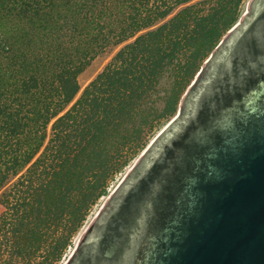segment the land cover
Segmentation results:
<instances>
[{
  "label": "trees",
  "instance_id": "trees-1",
  "mask_svg": "<svg viewBox=\"0 0 264 264\" xmlns=\"http://www.w3.org/2000/svg\"><path fill=\"white\" fill-rule=\"evenodd\" d=\"M241 4L0 0V264L62 261L155 123L176 115ZM120 46L81 91L92 60Z\"/></svg>",
  "mask_w": 264,
  "mask_h": 264
},
{
  "label": "water",
  "instance_id": "water-1",
  "mask_svg": "<svg viewBox=\"0 0 264 264\" xmlns=\"http://www.w3.org/2000/svg\"><path fill=\"white\" fill-rule=\"evenodd\" d=\"M65 264H264V0L247 3Z\"/></svg>",
  "mask_w": 264,
  "mask_h": 264
},
{
  "label": "rangeland",
  "instance_id": "rangeland-1",
  "mask_svg": "<svg viewBox=\"0 0 264 264\" xmlns=\"http://www.w3.org/2000/svg\"><path fill=\"white\" fill-rule=\"evenodd\" d=\"M249 1L250 0H242V4H241V7H240V10H241V18L244 15V13L246 12V5H247V3ZM178 11L179 10L175 11V13L172 16H174ZM241 18L239 19V21L241 20ZM239 21H238V23H239ZM223 38H222V40H223ZM120 48H122V46L117 47V48H114V49H111V50H106L105 52H103V53L99 54L98 56H96L94 60H92V62L90 63V65L85 69V71L78 78V82L80 84L81 91L105 68V66L112 60V58L118 52V50H120ZM211 54H210V56H211ZM208 58L206 59V61L208 60ZM203 64H202V66H203ZM202 66L200 67V70H201ZM200 70H199V72H200ZM197 74H196V76H197ZM196 76L190 82V85L193 83V81L195 80ZM174 77H175L174 73H169V74L165 75L161 79L160 84H159V86L157 88V92L155 93V96L152 99L153 100V103H151L152 106H155V109H157V110H162L163 109V101H162V98L164 97V95L166 94V92L172 87L173 81H174ZM190 85H189V87H190ZM186 91H185V93H186ZM183 96H182V98H183ZM179 106H180V104H179ZM178 111H179V107H178ZM178 111H177L176 115L178 114ZM176 115L174 117H171V118H168V119L167 118L166 119H162L160 121V123H155V128H154V130L152 132V138H150L149 145L159 135V133L162 130H164L166 128V126L176 117ZM148 146L146 147V149L148 148ZM143 152L141 153V155L143 154ZM139 157L136 160H133L129 164V166L122 173H120V174H118L116 176L115 181L112 182V184L109 187V196L113 192V190L119 185V183L124 179V177L126 176V174L130 171V169L133 167V165L136 163V161L139 159ZM108 197L103 198L100 201V203L93 209V211L89 215V217H88V219H87L84 227L75 236V238L73 239L72 246L68 248L65 256L63 257L62 261L59 264H65L67 262V260L71 256L73 250L75 249V247H76L79 239L81 238L82 234L84 233V231L86 230V228L89 226V224L92 222V220L94 219V217L96 216V214L98 213V211L100 210V208L103 206V204L105 203V201L107 200Z\"/></svg>",
  "mask_w": 264,
  "mask_h": 264
}]
</instances>
